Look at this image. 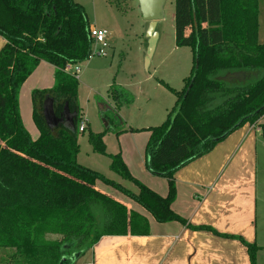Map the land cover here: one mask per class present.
Returning a JSON list of instances; mask_svg holds the SVG:
<instances>
[{"label": "trees", "instance_id": "1", "mask_svg": "<svg viewBox=\"0 0 264 264\" xmlns=\"http://www.w3.org/2000/svg\"><path fill=\"white\" fill-rule=\"evenodd\" d=\"M258 18L259 0H175L176 45L192 49L193 66L181 90L168 86L176 102L167 119L147 128V166L169 183L162 196L132 174L120 152L110 154L111 169L137 192L78 161L79 77L66 66L91 56L85 7L75 0H0L6 39L0 50V248L8 250L2 264H67L104 235L147 234L148 219L99 191L97 180L116 186L158 222L186 223L172 208L176 171L264 115ZM43 60L55 66V85L32 92L40 130L33 139L21 116L20 90ZM110 95L134 100L117 83ZM89 140L107 153L101 133ZM48 233L62 237L48 239ZM247 245L256 264L258 247Z\"/></svg>", "mask_w": 264, "mask_h": 264}, {"label": "crops", "instance_id": "2", "mask_svg": "<svg viewBox=\"0 0 264 264\" xmlns=\"http://www.w3.org/2000/svg\"><path fill=\"white\" fill-rule=\"evenodd\" d=\"M258 19V39L264 42V0H259ZM5 43L6 39L0 34V50ZM38 67L37 74H31L28 77L31 80L27 79L21 87L23 104L29 105L33 90L50 86L44 77L49 74V67L53 73L55 66L43 60ZM86 122L89 125L88 119ZM263 126L264 115L255 123H245L210 152L176 171L177 195L172 208L186 219V223L178 220L158 222L141 204L113 192L97 180L95 187L98 190L123 203L130 211L145 216L149 221V232L104 235L77 264H252L248 243L258 247L256 264H264V206L260 213L258 193V135L264 136ZM133 129L130 126V130ZM34 134H37L36 130ZM122 157L136 178L167 196L168 180L153 178L143 168L146 146L143 151L142 145L138 144L134 153Z\"/></svg>", "mask_w": 264, "mask_h": 264}, {"label": "rangeland", "instance_id": "3", "mask_svg": "<svg viewBox=\"0 0 264 264\" xmlns=\"http://www.w3.org/2000/svg\"><path fill=\"white\" fill-rule=\"evenodd\" d=\"M75 1L85 7L91 23L108 31L109 43L107 56L93 55V58L80 63L78 89L80 114L83 119H88L89 125L84 131L79 132L78 161L137 191L138 188L133 182L122 179L112 171L110 153L130 155L135 152V146L138 147V144H141L145 151L150 137L147 128L150 125H160L167 119L176 102V95L168 86L177 90L184 87L185 78L190 75L193 66V52L188 46L176 45L175 0H165L162 18L156 21L143 18L139 0ZM151 42L154 49L152 54H149ZM38 68L36 69L39 70ZM49 68V74H46L44 79L50 86L42 89H49L55 85V70L52 73V67ZM36 69L32 76L37 74ZM253 79L250 77L246 81ZM114 83L125 86L134 100L131 103L128 100L123 103L113 99L110 88ZM28 102L29 105L26 102L23 104L21 96V116L31 137L38 139L40 130L34 120L31 96ZM32 126L34 128L30 129ZM130 126L138 129L130 130ZM106 127L111 130L105 131ZM125 128L128 129L121 132ZM35 130L37 134H34ZM92 133L102 134L106 154L94 150L89 140ZM258 136L260 139L258 193L261 198L259 207L261 213L264 206V136L261 134ZM143 168L153 178L158 180L163 178L154 174L146 162L143 163ZM100 181L113 192L131 198L116 186ZM48 237L59 239L62 236L47 234ZM7 254L8 250L0 248V264L3 263L1 258H6ZM90 254L88 252V255ZM84 255L78 256L71 264H77Z\"/></svg>", "mask_w": 264, "mask_h": 264}, {"label": "built area", "instance_id": "4", "mask_svg": "<svg viewBox=\"0 0 264 264\" xmlns=\"http://www.w3.org/2000/svg\"><path fill=\"white\" fill-rule=\"evenodd\" d=\"M90 37L92 40L91 47V56L99 55V56H107L108 55V31L105 29L98 28L96 25H90ZM66 71L79 77V72L81 71L80 63H69L66 66ZM87 127L86 119H83L80 123L79 129L80 131H84ZM91 264V263H87Z\"/></svg>", "mask_w": 264, "mask_h": 264}, {"label": "water", "instance_id": "5", "mask_svg": "<svg viewBox=\"0 0 264 264\" xmlns=\"http://www.w3.org/2000/svg\"><path fill=\"white\" fill-rule=\"evenodd\" d=\"M165 0H139V6L143 18L148 21H156L162 18V8ZM154 49V44L151 42L149 48V54H152ZM77 257L70 258L69 264L76 260ZM67 263V264H68Z\"/></svg>", "mask_w": 264, "mask_h": 264}]
</instances>
